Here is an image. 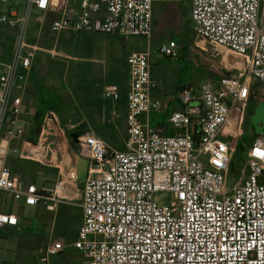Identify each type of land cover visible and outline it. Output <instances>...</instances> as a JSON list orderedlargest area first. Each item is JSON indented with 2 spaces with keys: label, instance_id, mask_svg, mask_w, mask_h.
Returning <instances> with one entry per match:
<instances>
[{
  "label": "built area",
  "instance_id": "1",
  "mask_svg": "<svg viewBox=\"0 0 264 264\" xmlns=\"http://www.w3.org/2000/svg\"><path fill=\"white\" fill-rule=\"evenodd\" d=\"M22 1V16L0 17V23L16 28L12 58L0 72V201L8 196L25 207L55 212L70 203L79 180L55 113L47 114L35 142L19 123L30 114L23 109V94L42 50L30 39L33 13L40 25L48 13H57L51 25L56 35L72 30L150 42L155 6L184 0H0ZM188 1L195 36L235 54L242 67L216 86L180 89L181 109L168 119L173 134L164 135L150 122L151 114L164 108L153 96L152 53L128 56L126 150L111 152L92 135L78 140L91 161L80 204L82 225L73 243L84 257L79 264H264V135L247 147L231 188L234 147L223 139L226 132L236 135L242 124L252 80L261 83L264 100V0ZM158 47L169 58L180 49L172 39ZM105 96L118 100L119 88L107 87ZM10 154L55 168L54 187L15 177L7 163ZM157 193L172 200L160 204ZM18 226L16 214L0 209V234ZM64 247H47L39 264Z\"/></svg>",
  "mask_w": 264,
  "mask_h": 264
},
{
  "label": "crops",
  "instance_id": "2",
  "mask_svg": "<svg viewBox=\"0 0 264 264\" xmlns=\"http://www.w3.org/2000/svg\"><path fill=\"white\" fill-rule=\"evenodd\" d=\"M155 8L154 15L157 13ZM24 13L25 3L23 1L18 4H2L0 2V17L2 15L13 16L14 14L20 17ZM37 15L38 12L35 11L31 19L30 39L32 42L39 43L42 50L37 52L32 62L26 91L23 94V109L28 110L30 114L22 116L19 120V123L26 129V137L30 136L34 118L37 116L41 104L44 103L46 108L55 110L56 116L60 118L59 121L64 129L63 139L72 161L73 154L76 153L89 159L88 151L82 150L78 144L79 138L88 135L102 139L111 152L125 151L129 81L127 58L131 53L145 52L149 47L145 50L130 51L126 56L125 68H122L114 61L111 62L112 47L94 48L93 54L96 57L91 59L77 58L72 55L76 52L75 49L71 51L72 54L67 52L64 43L67 46L72 36L80 32L65 30L56 35L52 32L51 25L58 19L59 15L52 12L48 13L44 23L41 25L36 21ZM15 36V27L8 23H0V68H2L3 64L10 62L12 58ZM110 36L122 38L116 35ZM55 59L64 63L65 61H72V63L78 61L88 62L92 66L90 68L91 76L89 78L74 77L69 79L57 65H53L51 62L47 63L48 60L53 61ZM153 68L152 64V74L156 82L153 96L165 106L168 96L166 91L169 90L170 92L172 83H166L161 78H157L154 75ZM158 70L161 72L163 69ZM65 80L69 82L71 87L74 85V94L66 93L64 89ZM109 86H117L119 88L118 100L105 96V90ZM73 135L76 138H73ZM77 146L78 148H76ZM10 157H14V155L10 154L8 158ZM21 161L39 165L33 161ZM19 167L22 174H24V178L21 179L25 182H30L28 180L33 177V171L26 164ZM45 168L52 170V173L50 174L51 176L49 174L44 175L43 185L53 188L57 179V170L51 167ZM15 176L19 175L16 174ZM81 186L84 187V182H78L77 191L73 194L71 200L68 201L70 203L60 204L55 212L46 210L42 205L25 207L22 203H18L20 214H24V211L29 209L30 217L25 219L23 216L16 214L19 218V226L5 227L2 230L0 234V264H39L43 251L53 244L65 247L59 255L50 257L47 264H79L82 262L84 260L82 253L73 247V243L78 238V232L83 220L80 207L83 192V189H80ZM10 201L12 199L8 196H2L0 209L7 213L15 210L8 205ZM10 228H17L21 233H25L20 243L4 236V231Z\"/></svg>",
  "mask_w": 264,
  "mask_h": 264
},
{
  "label": "rangeland",
  "instance_id": "3",
  "mask_svg": "<svg viewBox=\"0 0 264 264\" xmlns=\"http://www.w3.org/2000/svg\"><path fill=\"white\" fill-rule=\"evenodd\" d=\"M155 12L153 18V34L151 41L148 42L145 38H115L110 35H102V34H94L89 32H80L76 33L72 36V39L69 41L66 48V51L72 54V50L75 49V53L72 54L77 58H88L96 57L93 52L96 47H112L111 50V62H115L116 64L124 67V63L126 62L127 54L132 50L137 49H146L149 47L152 53V64L154 69V75L157 78H161L163 82L173 83L171 86V90L173 91V85H177L182 87V85L189 86L193 84L197 89L202 86H216L218 82L222 79L223 76L226 75L227 72H235V68H241V60L235 54L227 51L226 49L215 47L209 45L207 42L197 38L193 31V24L189 18V1L184 0V2L179 3H162L157 4L155 8ZM182 35L189 36V44H190V52L192 58H194L198 64V67L201 69H193L191 72L180 79V82L175 79L177 75V71L180 68V64L176 60H168L160 55L158 52L159 45L163 42L169 41L174 37H179ZM180 44V43H179ZM53 63V65H57V67L65 74L69 79L70 78H89L91 76L90 66L88 62L78 61L76 63H72V61H60L55 59L53 61H47V63ZM67 63V64H66ZM157 69H163L161 72ZM2 68H0V72ZM65 72V73H64ZM154 80V77H153ZM168 87V86H167ZM64 88V87H63ZM65 91L68 94H74L73 89L74 85L71 87L69 82L65 80ZM169 89V87H168ZM170 90V91H171ZM262 85L260 82L256 80H252L249 87L248 98L246 103V108L242 111L245 115L241 119L242 124L237 128V133H233L230 135L229 133H225L223 139L230 142L232 140L231 146L232 148L239 142L241 137L250 131V115H249V106L251 104L257 105L260 102H263L262 96ZM169 94V90L166 91ZM198 104L197 102L195 105ZM254 111L256 106L253 107ZM239 113V112H238ZM157 114L153 112L151 114V125L152 121L157 118ZM60 119V118H59ZM153 126V125H152ZM77 145V143H75ZM78 148V146L76 147ZM18 158V156H14ZM14 157L8 158V165L10 170L14 173L13 165H14ZM245 161V157H244ZM235 162V161H234ZM20 165H27L30 167L31 171H33L32 178L28 181L36 184L41 187L44 183V175L52 173V170L46 169L45 167L36 165L34 163L20 161ZM242 163L240 158L236 159L235 165L232 168L231 174L228 177L227 185L231 188L236 178L239 174V171L242 167ZM14 175V176H15ZM19 175V174H18ZM16 177V176H15ZM20 178H24V174H20ZM28 179V178H26ZM83 189V186L80 188ZM172 197L168 193H157L155 195V201L160 204L168 205ZM9 206L13 207L11 213H15L18 216H23V218L28 219L30 217V210L26 209L24 214H20L18 203L10 201L8 203ZM75 224L74 222H72ZM4 236L8 239L17 240L18 243L21 242V238L25 236V233H21L17 228H10L9 230L4 231Z\"/></svg>",
  "mask_w": 264,
  "mask_h": 264
},
{
  "label": "trees",
  "instance_id": "4",
  "mask_svg": "<svg viewBox=\"0 0 264 264\" xmlns=\"http://www.w3.org/2000/svg\"><path fill=\"white\" fill-rule=\"evenodd\" d=\"M189 36L188 35H182L179 37H174L172 38V40L178 42L180 49H179V53L177 55V57L175 58H169V57H164L165 59H168L170 61L172 60H176L179 64H180V68L177 71V75L175 77V79L178 78L179 82L180 79L182 80L183 77H185L188 72H191L193 69H198V71H200L201 69L198 67V64L196 62V60L194 58H192L191 56V52H190V44H189ZM174 84V82L172 83ZM177 85H173L175 86L173 91L171 90L169 92V94H167V102L164 106V108L162 110H160L159 112H155L158 113L157 114V118L152 121V128L155 129L156 131L160 132L161 134L164 135H172L173 131L170 129L169 124H168V119L169 116L172 112H174L177 109H181V104L177 98V93L180 89L182 88H195L196 90H198L193 84H190L189 86H185L182 85V87ZM200 89V88H199ZM254 104H251L249 106V115L252 116L254 114ZM55 113V110H53L52 108H46L44 106V103L41 104V107L39 108L38 114L37 116L34 118V122H33V128L31 131L30 136H28V139L31 141H36L42 125L44 123L45 117L48 113ZM150 122H151V116H150ZM250 125V131L246 134H244L241 139L239 140V142L235 145L234 147V151H233V164H232V168L235 165L236 159L239 157L240 161L243 163L244 162V157L246 154V150L247 147L257 138L259 137V135L256 133L252 123H249ZM14 165H13V170L14 173H18L19 175L22 174L21 170H20V159L15 158L14 157ZM235 161V162H234ZM13 173V172H12Z\"/></svg>",
  "mask_w": 264,
  "mask_h": 264
},
{
  "label": "water",
  "instance_id": "5",
  "mask_svg": "<svg viewBox=\"0 0 264 264\" xmlns=\"http://www.w3.org/2000/svg\"><path fill=\"white\" fill-rule=\"evenodd\" d=\"M232 72H227L226 76H230ZM250 121L258 135H264V101L260 102L254 111V114L250 117ZM73 138H76L73 135ZM75 166L77 168L78 180L80 183H83L88 178L89 168L91 166V161L79 154H73L72 157ZM96 165V163H93Z\"/></svg>",
  "mask_w": 264,
  "mask_h": 264
},
{
  "label": "bare ground",
  "instance_id": "6",
  "mask_svg": "<svg viewBox=\"0 0 264 264\" xmlns=\"http://www.w3.org/2000/svg\"><path fill=\"white\" fill-rule=\"evenodd\" d=\"M240 65H242V64H240Z\"/></svg>",
  "mask_w": 264,
  "mask_h": 264
}]
</instances>
